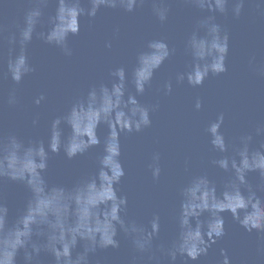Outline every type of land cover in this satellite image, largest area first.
Segmentation results:
<instances>
[{"label": "clouds", "instance_id": "obj_1", "mask_svg": "<svg viewBox=\"0 0 264 264\" xmlns=\"http://www.w3.org/2000/svg\"><path fill=\"white\" fill-rule=\"evenodd\" d=\"M149 0H54L55 10L48 15L46 30L37 31L45 23L44 9L50 0H35L18 24V32L8 37L9 53L5 78L13 87L8 93L10 106L20 104L17 86L26 76L37 71L30 62L28 49L33 39L56 47L65 56H71L70 36L81 31V18H95L102 7L123 8L133 12ZM153 13L160 22L169 15L167 0H150ZM208 13L198 20L186 40V50L192 57L188 71L178 73L176 79L197 87L211 75L227 72L230 36L219 16L229 13L239 18L248 0H187ZM257 8L264 9V0H255ZM4 31L0 26V36ZM111 48V42L106 45ZM175 49L166 39L148 41L146 49L137 56L131 72V84L135 92H129V74L124 66L111 71L112 80L92 86L85 95L76 99L61 114L48 122L47 138L25 140L14 132L0 131V184L8 180L22 184L28 198L14 220L9 219L10 209L0 195V264H44L42 253L52 258L51 264H91V256L102 249H118L119 234L130 239L134 249L150 254L149 260L159 264L154 241L160 236L161 216L154 213L145 223L127 216L128 196L121 194L118 186L126 176L122 162L121 135L141 132L151 126V108L142 104L138 94L145 93L156 71L168 60ZM254 59V58H253ZM251 63V61H250ZM264 73V69L261 70ZM164 87L171 94L173 84ZM47 95L40 92L33 103L41 105ZM203 101L197 98L195 109L200 110ZM225 114L220 112L210 121L206 132L213 150L218 153L211 163L227 174L222 191L205 173L193 174L179 192V204L175 214L176 235L169 246L160 244L158 251L176 264L178 257L197 261L207 256L212 245L226 235L223 213H231L233 219L247 232L264 233V140L254 143L255 137H264V125H258L254 133L241 135L238 142L230 143L221 131ZM39 126L36 114L32 121ZM104 124L107 135L101 139L98 128ZM67 126L70 132L65 135ZM103 146L97 158V170L76 180L72 186L50 184L48 170L53 155L61 152L71 160L84 155L96 146ZM149 165L154 179H159L160 154L153 155ZM249 173L258 174V183L249 180ZM219 264H232L228 250H220ZM22 259L18 261V257Z\"/></svg>", "mask_w": 264, "mask_h": 264}, {"label": "water", "instance_id": "obj_2", "mask_svg": "<svg viewBox=\"0 0 264 264\" xmlns=\"http://www.w3.org/2000/svg\"><path fill=\"white\" fill-rule=\"evenodd\" d=\"M35 0H0V131L14 132L25 140L47 138L48 122L65 111L76 99L85 95L94 85L112 80L111 71L124 66L129 74L128 90L135 92L131 84V72L136 66L138 54L146 49L152 39H166L175 49L173 55L156 71L152 83L144 94H138L142 104L158 105L151 111V126L137 133L121 135L122 162L126 176L118 190L128 196L127 216L139 222H147L154 213L161 216V233L154 241V250L159 264H168V259L158 251L160 244L169 246L177 231L175 214L179 204V192L193 174L207 173L222 191L227 174L212 165L218 156L206 132L210 121L220 112L225 114L221 128L230 143L264 125V9L257 8L255 0H248L241 16L231 13L217 17L218 22L230 36L227 57V72L209 75L204 84L193 87L187 80L178 82L180 72H186L192 62L186 50V40L197 22L207 15L187 0H167L170 11L168 19L160 22L152 10L149 0L133 12L123 8L102 7L95 18H81V31L70 36L73 54L65 56L60 49L44 44L34 38L29 45L30 62L37 71L26 76L17 86L20 104L10 106L8 93L13 87L10 77L5 78L9 44L7 37L18 32L17 25L23 23L26 11ZM54 0L44 9L45 23L37 31L46 30V20L54 12ZM111 42V48L107 43ZM254 58V59H253ZM251 61V63H250ZM171 81L173 91L166 94L164 85ZM47 95L41 105L33 103L40 92ZM197 98L203 101L200 110L195 109ZM39 114L40 124L34 127L33 117ZM65 135L70 129L65 125ZM108 128L101 124L98 135L103 139ZM264 140L255 137L254 143ZM103 146H96L87 153L71 160L61 152L53 155L48 170L50 184L72 186L82 176L97 170V158ZM160 154L162 169L159 179H154L149 165L153 155ZM249 180L258 183V174L249 173ZM0 195L7 203L9 219L14 220L24 206L28 192L17 182L5 180L0 184ZM264 196V193H261ZM226 235L209 249L207 256L187 264H219L220 250L225 248L232 264H264V233L247 232L236 222L231 213H223ZM118 249L98 250L91 256V264H157L149 260L150 254L137 252L130 239L122 233ZM22 259L18 257V261ZM44 264L52 258L42 253ZM176 264H184L178 257Z\"/></svg>", "mask_w": 264, "mask_h": 264}]
</instances>
